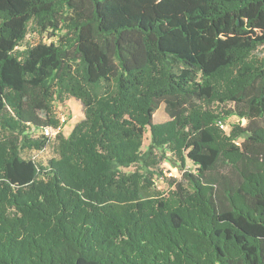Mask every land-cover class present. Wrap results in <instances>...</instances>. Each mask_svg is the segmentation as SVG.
<instances>
[{
    "label": "trees",
    "instance_id": "16d2710c",
    "mask_svg": "<svg viewBox=\"0 0 264 264\" xmlns=\"http://www.w3.org/2000/svg\"><path fill=\"white\" fill-rule=\"evenodd\" d=\"M263 46L264 0H0V264H264Z\"/></svg>",
    "mask_w": 264,
    "mask_h": 264
},
{
    "label": "rangeland",
    "instance_id": "374dc122",
    "mask_svg": "<svg viewBox=\"0 0 264 264\" xmlns=\"http://www.w3.org/2000/svg\"><path fill=\"white\" fill-rule=\"evenodd\" d=\"M45 39V38H44ZM27 42H33L37 43L38 42V36L33 34V37L29 36L27 38ZM256 55L260 57H264V46L260 47L258 51L256 52ZM54 113L56 115V119L60 121L62 117L66 118V124L64 126V134L69 135L75 125L82 121L85 116H84V111H83V106L82 104L77 101L76 99H70L68 102L64 105L61 104H56L54 108ZM218 122V125L221 127V124L225 126V129L221 127L225 131L226 134H229L232 127L234 125H237L239 123L245 124L244 121L241 119L231 116V117H224L221 118ZM170 120L168 114L165 111V105L162 104L161 107L158 109V111L155 114L154 121L156 124H163L166 123ZM150 133L147 132L146 140L144 143V148L143 150H147L149 144H150ZM239 145V142L237 143ZM156 156L157 160L159 161V166L158 170L162 172V175L157 176L156 178V187L160 191L166 192L170 189V181L171 180H180L182 178L180 168L176 167L174 164V157L170 153H165L161 150L156 151ZM24 157L26 158H35L37 162L45 166L47 165L48 161L54 157V151L52 147H49L46 149L44 152H39V151H32V152H26L24 153ZM188 168L194 169L192 166L191 162H188ZM135 168H129L125 169L127 172H132L134 171Z\"/></svg>",
    "mask_w": 264,
    "mask_h": 264
},
{
    "label": "built area",
    "instance_id": "2783aa9c",
    "mask_svg": "<svg viewBox=\"0 0 264 264\" xmlns=\"http://www.w3.org/2000/svg\"><path fill=\"white\" fill-rule=\"evenodd\" d=\"M66 122H67L66 118L62 117L60 119L61 124L58 127H47V128H45L43 131L44 135L49 137V138H55L60 132H63ZM221 127L223 129H225V126L223 124H221Z\"/></svg>",
    "mask_w": 264,
    "mask_h": 264
}]
</instances>
